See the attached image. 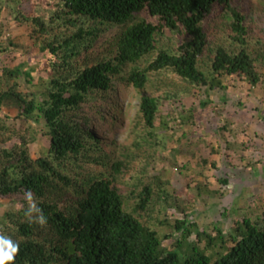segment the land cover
I'll return each mask as SVG.
<instances>
[{
    "label": "trees",
    "instance_id": "16d2710c",
    "mask_svg": "<svg viewBox=\"0 0 264 264\" xmlns=\"http://www.w3.org/2000/svg\"><path fill=\"white\" fill-rule=\"evenodd\" d=\"M241 1L0 0V16L8 11L29 38L5 41L0 21V199L12 204L0 216V233L19 242L14 264H264V210L233 206L223 212L229 226L203 225L192 210L202 193L222 195L221 188L176 190L149 170L168 139L188 136L185 129L174 139L175 128L200 116L186 95L206 108L214 91L230 89L227 80L241 78L248 88L264 83V41L250 35ZM211 17L225 21L227 39L213 50ZM167 30L182 39L177 48L162 41ZM18 55L30 60L13 64ZM119 84L140 94L134 137L128 145L113 139L108 151L87 108ZM44 138L34 156L31 145ZM170 151L176 161L180 149ZM140 153L142 175L126 179ZM27 190L45 227L24 216ZM170 209L179 216L159 217Z\"/></svg>",
    "mask_w": 264,
    "mask_h": 264
},
{
    "label": "rangeland",
    "instance_id": "374dc122",
    "mask_svg": "<svg viewBox=\"0 0 264 264\" xmlns=\"http://www.w3.org/2000/svg\"><path fill=\"white\" fill-rule=\"evenodd\" d=\"M241 3L245 6L244 12L249 16L246 24L251 30L250 35L253 40L264 41V4L260 0H242ZM209 20L211 23L207 26L208 47L213 50L218 44H224L227 40L222 28L226 24L225 21L216 20V17H211ZM0 21L4 23L5 41L8 37L18 43L29 40L28 29L15 23L8 11L3 12ZM163 34L162 41L169 42L173 48H177L182 40L178 34L169 30ZM255 45L261 47L260 44L255 43ZM95 48L99 49L101 46L96 45ZM18 50L23 51L24 48L19 47ZM12 55L13 52L10 56ZM24 60L29 61L30 56L18 55L12 63L17 64ZM8 61L10 62L9 56L2 59V63ZM32 62L33 59L30 64ZM35 75L37 76L38 73ZM227 81L230 89L226 94L214 91L215 102L210 107H201L198 96L188 94L183 98L186 105H196L200 116H196L195 122H191L188 126H177L174 139L182 137L185 129L189 130L188 136L178 143L168 139L167 148L159 150L155 164L149 167L150 173L170 178L172 188L176 190H183L188 184L190 188L187 190L196 193L197 183L210 189L220 187L224 192L222 195L202 193L201 199L205 198L207 202L197 200L192 212L199 215L203 225L222 220L226 227L233 221L230 217H223L226 209L240 206L252 214L264 210V83L248 88L247 83L241 78L236 77L234 81ZM139 100L140 94L133 87L119 84L118 88L111 92L110 97L101 101L102 104L98 103L100 104L98 107L87 108L90 126L102 137L104 147L108 151L112 148L113 139L120 145L131 144L134 137L132 125L136 119ZM163 109L165 112L171 111V105L167 103ZM9 110L12 109H5V111ZM45 143L47 144V140L44 138L42 144L37 142L32 144L31 153L34 156L38 155ZM175 146L180 149L176 161L171 158L170 151ZM190 149L195 152L194 155L190 154ZM145 159V154L140 153L132 162L133 167L124 177L130 179L132 176L142 175L139 172ZM204 159H208V162L202 163ZM198 160L201 163L196 165ZM221 177L228 178L229 181L219 183L218 178ZM182 196L187 195L183 193ZM9 206H12L9 200L0 199V216ZM235 211L239 212L237 207ZM165 215L176 218L179 213L170 209L166 214L165 212L159 214V217L164 218Z\"/></svg>",
    "mask_w": 264,
    "mask_h": 264
},
{
    "label": "clouds",
    "instance_id": "9594fccd",
    "mask_svg": "<svg viewBox=\"0 0 264 264\" xmlns=\"http://www.w3.org/2000/svg\"><path fill=\"white\" fill-rule=\"evenodd\" d=\"M27 201V208L24 210V216L30 223L45 227L48 223L47 217L37 204L36 198L31 190H27L23 194ZM22 207L18 205V208ZM20 245L18 241H14L10 236L0 233V264H14L16 256L19 254Z\"/></svg>",
    "mask_w": 264,
    "mask_h": 264
}]
</instances>
